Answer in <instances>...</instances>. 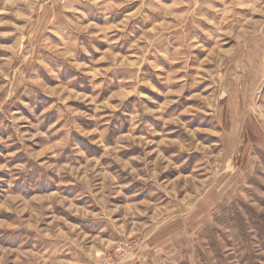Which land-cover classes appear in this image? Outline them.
<instances>
[{"label": "rangeland", "instance_id": "374dc122", "mask_svg": "<svg viewBox=\"0 0 264 264\" xmlns=\"http://www.w3.org/2000/svg\"><path fill=\"white\" fill-rule=\"evenodd\" d=\"M0 264H264V0H0Z\"/></svg>", "mask_w": 264, "mask_h": 264}, {"label": "crops", "instance_id": "0c3cea01", "mask_svg": "<svg viewBox=\"0 0 264 264\" xmlns=\"http://www.w3.org/2000/svg\"><path fill=\"white\" fill-rule=\"evenodd\" d=\"M196 1H199V0H188V2H189V3L191 2L192 4H193L194 2H196ZM235 1H237V0H235ZM239 1H240V0H239ZM249 1H251V0H249ZM252 1H253V0H252Z\"/></svg>", "mask_w": 264, "mask_h": 264}]
</instances>
